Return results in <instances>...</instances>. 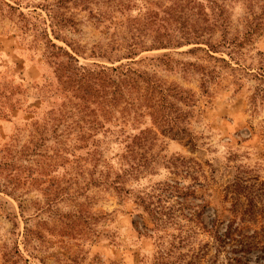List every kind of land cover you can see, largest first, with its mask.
<instances>
[{
    "label": "rangeland",
    "instance_id": "374dc122",
    "mask_svg": "<svg viewBox=\"0 0 264 264\" xmlns=\"http://www.w3.org/2000/svg\"><path fill=\"white\" fill-rule=\"evenodd\" d=\"M171 4L0 0V264H264V0H226L216 50L159 46ZM193 17L180 30L199 33ZM95 64H129L165 103L107 94L83 138L35 130L76 112L64 74Z\"/></svg>",
    "mask_w": 264,
    "mask_h": 264
},
{
    "label": "trees",
    "instance_id": "16d2710c",
    "mask_svg": "<svg viewBox=\"0 0 264 264\" xmlns=\"http://www.w3.org/2000/svg\"><path fill=\"white\" fill-rule=\"evenodd\" d=\"M204 1H206L209 8L208 12L203 11V8L198 12L193 11L192 6H190L194 2L192 0H170L172 4L162 10L164 13L163 18L158 17L156 19L157 14H153L158 32L154 40L158 42L160 47L181 44L182 42L179 39L189 38V36L194 38L191 39L194 41L193 43L206 44L210 50H216L220 45L230 44V41H227L225 38V35L228 33L227 17L225 14L226 0ZM193 15L195 17L198 16L204 24L201 27V31L198 33L194 28L190 32L180 30L183 24H189V21L194 18ZM160 28L165 30L179 29L181 36L176 37L175 41H171L166 33L160 34ZM215 29L220 31L222 38L220 41L218 40L216 43H213L211 37ZM251 32L252 30H248L245 35H250ZM184 42L189 43V41ZM139 44L140 42L137 39L132 38L126 40L124 46L121 47L126 48V54L131 55L136 52ZM138 80L146 83L142 93L139 92L140 84ZM64 82L68 87L72 88L77 96L76 98L80 100L79 103L73 105L76 112L72 113L67 109H63V111L58 109L57 112L51 110L47 119L41 125L36 123L35 130H39L40 127L42 130H45L46 124L52 121L53 123L50 124V128L48 129L52 133L61 135L67 130L77 131L78 135L83 138L87 131L95 128V125L100 124L96 119L97 115L105 116L107 107L104 101L107 94L111 95L109 100L117 101L118 99H123L126 104L133 107L136 104L148 106L151 101H154L155 95H159L158 100L163 105L168 95L167 91H169L168 88L160 87L153 80L141 75L138 70L130 67L129 64H120L114 67L95 64V68L71 66L67 74H64ZM134 92L137 93L134 94ZM91 104L93 107L90 106ZM73 115L77 117H72ZM60 125L63 127L60 128ZM87 136L90 137L91 135L87 134ZM157 220L158 218L155 217V221H153L156 227L158 226Z\"/></svg>",
    "mask_w": 264,
    "mask_h": 264
}]
</instances>
